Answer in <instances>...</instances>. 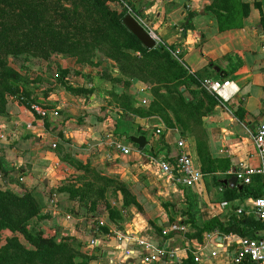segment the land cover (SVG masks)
Returning <instances> with one entry per match:
<instances>
[{
  "label": "crops",
  "instance_id": "obj_1",
  "mask_svg": "<svg viewBox=\"0 0 264 264\" xmlns=\"http://www.w3.org/2000/svg\"><path fill=\"white\" fill-rule=\"evenodd\" d=\"M127 1L155 30L159 43L168 46L174 56L179 53L190 74L198 79L230 82L225 98L203 117L206 136L202 154L197 139L180 128L164 126L159 118L141 119L120 113L113 106L117 105L114 94L127 92L138 99L144 95L151 100V91L147 87L140 94L143 86H138L136 78H131L127 89L114 81L119 69L106 72L104 66L77 68L63 78L64 84L40 86L35 99L44 107L58 109V118L42 117L12 101L8 114L0 116V146L17 166L15 173L28 184L44 180L43 186L52 189L48 202L54 207L46 210L49 218L57 219L91 264H121L127 248L134 249L131 255L135 264H144L140 257L149 250L134 242L119 241L118 237L125 233L145 239L156 253L177 250V257L164 255L154 264H182L189 254L200 256L197 264H237L233 258L241 235L206 231L200 241L195 236L198 230L194 223L219 218L228 224L243 216L259 220L252 210L254 196H240L244 184L238 180L233 186L225 180L235 176L230 170L259 164L254 135L264 116V0H220L223 16L209 9L214 0ZM244 3L251 5L248 15L244 13ZM226 8L231 10L228 15ZM198 88L191 85V89ZM44 90L49 94L45 95ZM131 135L146 137L142 150L132 142ZM180 140L203 172L195 186L168 178L160 168L159 160L176 164ZM118 141L130 147L131 152L123 153L116 146ZM89 169L87 175L85 170ZM95 169L102 176L126 184L127 204L124 191L114 189L111 182L108 188L103 187V196L86 192L87 201L100 198L95 211H87L69 199L67 192L58 191L75 178L85 180L84 175L90 177ZM258 178L261 177H254V186ZM97 189L101 187L97 185ZM104 201L117 212L115 218ZM238 209L244 212L240 214ZM65 215L71 219L63 220ZM98 223L108 231L95 228ZM171 223L184 225L186 230L164 235V228ZM261 232H257L258 236ZM207 234L212 235L211 241L217 246L208 241ZM213 251L217 252L215 257L211 255ZM239 264L255 263L245 260Z\"/></svg>",
  "mask_w": 264,
  "mask_h": 264
},
{
  "label": "trees",
  "instance_id": "obj_2",
  "mask_svg": "<svg viewBox=\"0 0 264 264\" xmlns=\"http://www.w3.org/2000/svg\"><path fill=\"white\" fill-rule=\"evenodd\" d=\"M111 1L0 0V116L8 114V96L18 91L13 81L19 79V74L8 64L9 56L25 54L27 57L47 58L55 53H65L81 58L90 51L101 49L104 56L124 61L119 70L126 74L129 72L132 78L166 86L177 81L174 85L178 95L171 97L176 100L175 103L170 97L160 94V102H153L149 111L143 112L147 116L155 114L159 118H167L170 127H177L169 119L167 111L171 110L181 131L197 139L198 150L202 154L206 136L203 117L214 110L220 102L219 98L204 88L197 75L190 74L180 59L164 45L159 49L146 48L123 23L128 13L126 6L119 0V6H111ZM220 5V0H214L209 9L216 16H223ZM243 7L245 15H248L251 5L244 3ZM225 11L227 15L231 13L228 8ZM130 51L141 54L145 61ZM191 85L200 87V90L191 89ZM183 86L184 91L181 90ZM188 90L190 94H186ZM178 98L181 104H178ZM16 171L17 166L7 159L0 146V176L5 183L9 175ZM251 184H244L241 197L262 194V178H258L257 185ZM117 189L124 191L127 204V186L120 182ZM41 208V201L32 190L20 194L0 186V235L6 232V243L0 250V264H91L87 258L77 259L80 252L68 238L49 234L40 225H28L34 217L49 219V213L41 216ZM110 212L115 218L117 212L113 209ZM194 224L198 230L195 236L200 241L206 231L257 237V232L264 230V222L245 216L228 224L222 223L219 218ZM182 264H197L195 256L189 254Z\"/></svg>",
  "mask_w": 264,
  "mask_h": 264
},
{
  "label": "rangeland",
  "instance_id": "obj_3",
  "mask_svg": "<svg viewBox=\"0 0 264 264\" xmlns=\"http://www.w3.org/2000/svg\"><path fill=\"white\" fill-rule=\"evenodd\" d=\"M121 4L125 5L128 11H129V8H131L127 0H125V3L121 2ZM110 5L116 6V7L119 6L118 0H112L110 2ZM151 30L156 34L154 29L151 28ZM160 46H161V43H159V40H158V45L156 48L159 49ZM164 46H165V49L169 50L168 46L166 45ZM103 52L104 51H102L101 49H97L94 51H90L87 56L82 55L81 58L80 56L77 57V56H73V55L65 54V53H55L56 55L47 57V58L33 57L32 55L27 57L25 54L20 55L18 57L12 56V55L9 56L8 64L10 65L12 70H14L15 72L19 74V79H14L13 81L14 84L17 86L18 91L8 96V100H9L8 105L12 101L15 100V101H18L19 103L24 104L27 108L32 110L31 104L38 103L35 97L37 96L36 92L39 91L41 85H44L45 88H47L48 84L49 85H52V84L54 85L56 83L61 84L63 78L65 76H68V73H74L77 68L82 69V68H89V67L95 68V67L104 66V69L107 72L110 69H113V70L114 68L119 69V66L121 67V65L124 64V61L118 62L114 58L104 56ZM130 52L132 53V55H136L138 56L139 59H142L143 61H145V58L141 54L132 52V51ZM176 54L178 55H175V56L179 58V53L177 52ZM128 73L129 72H127V74L122 73L119 70V72L117 73L118 76L115 77L116 80L114 81L121 83V85H124L127 89H129L130 86L127 85V83L132 82L131 78L133 76L132 74L130 73L128 74ZM106 75L108 77H111V75H109L108 73H106ZM136 79L139 81V84H140L138 85L139 87L143 86L142 88H145L146 90H147V87H149V90L151 91V94H152L151 100L145 104L142 102V99L140 98L138 99V97H134V96H131V94H128L127 92H123L117 95L114 94V96L118 98V99L114 98L115 99L114 101L117 102V105H113V104L112 105L117 107V109L119 108V111L122 114L131 113L132 115L140 117L141 119L142 118L143 119H146V118L158 119L159 118L158 115L153 114L152 116H147L144 114L143 110L149 111V108L151 107L153 102L154 103L155 101L160 102V98L158 96L160 94H163L164 97H170V98L177 96L178 95L177 91H175L177 89L175 88V85H174L177 81L171 82L168 86H166L163 83L145 81L144 79H139V78H136ZM65 82L63 81L62 84H64ZM170 90H172V92ZM195 90H200V89L198 88ZM44 91L45 93L47 92V90H44ZM48 94L49 93H46L45 95H48ZM186 94H190V91L188 90ZM171 99L173 103L176 102L175 99L174 100L173 98ZM178 104H181V101L179 98H178ZM167 112L168 114H170L169 119L171 120V122L174 125H176L178 128H180L178 122L175 121L173 112L171 110H168ZM159 119L160 121L163 122L164 126L165 125L171 126L167 122L166 120L167 118H163V119L159 118ZM1 139L2 138L0 135V140ZM57 149H54L56 153H57ZM70 161H75V160H70ZM89 171L91 170L90 169L85 170L87 175ZM93 171L95 174L91 175L90 177H88L87 175H84L85 180L75 178V181L71 182L70 184L66 186H62L58 190L60 192H67L69 199L74 200V202L76 201L78 204L86 207L88 209L87 211L89 210L95 211L100 204V200H99L100 198L98 197H97L98 199L96 200L87 201L88 199L85 198V196H87L86 195L87 193H89L90 195L97 194V195L103 196L104 194L103 187L108 188L110 186L109 182L111 180L115 181L114 183H111L114 189H116L119 183L122 182V181H119L117 178L111 179L109 177L102 176L96 169ZM43 183H44V180H39L38 183L36 181L35 184L30 185L27 183L26 179L22 178V176L19 173L10 174L8 177V182L5 183V181L0 176V186L2 187L4 186L20 194H24L26 191L32 190L33 193H35V195L37 196V198L41 201V204H42L41 216L47 213L46 212L47 209L49 208L53 209L54 207V206H51L52 204L50 203V201L48 202V199L49 200L51 199L50 194L51 192L53 193V191L52 189H49V188L48 190L45 186H43ZM97 185L101 187L100 190L97 189ZM79 192H82L83 194H80ZM103 203L104 205L106 204L107 209L111 210V204H109L107 201H104ZM56 204L58 203L56 202ZM59 205H61V202H59ZM55 214H56L55 216H57L58 214L57 210ZM64 219L70 220L71 217H69L68 215H65V217H63V220ZM28 225L30 226L40 225L49 234H55L59 238H68L73 243V241L71 240L69 236V233H67L66 230L61 228L56 218L51 217V219L50 218L49 219H38L37 217L36 218L34 217L28 221ZM103 225L104 224L98 223L97 225H95V228L107 230V228H104V227L102 228ZM5 243H6V232H2V235H0V250L1 249L3 250V247H4L3 245H5ZM77 250L80 252L77 255L78 260H83L84 258H87L85 257L86 255L85 253H83L80 249H77ZM87 259L91 260L90 258H87Z\"/></svg>",
  "mask_w": 264,
  "mask_h": 264
},
{
  "label": "built area",
  "instance_id": "obj_4",
  "mask_svg": "<svg viewBox=\"0 0 264 264\" xmlns=\"http://www.w3.org/2000/svg\"><path fill=\"white\" fill-rule=\"evenodd\" d=\"M120 1L125 3V0ZM128 12L133 14L158 42V36L151 30L146 22L135 11H133V9L129 8ZM199 80L201 82V85L208 91L216 95L220 101H222V98H225V90L230 86L229 81L208 77ZM145 92V88L139 89L140 94L143 95ZM141 98L142 102L145 104L150 101L144 95ZM31 109L42 117L58 118L60 116L58 109H50L49 107H44L39 103H32ZM254 143L257 149V154L259 156V164L257 166H244L238 170H230V173H233L240 182L247 185L253 182V178L255 176H261L263 191L260 196L254 197L252 199V210L258 217V219L264 222V116L255 132ZM53 146L55 147L56 144L54 143ZM116 146L125 154H129L131 152V148L123 145V143L120 141L116 143ZM178 146L180 147V152L178 154L176 164H173L167 160H159L160 168L168 178L175 179V181H177L178 183L185 184L186 186H195L202 180L203 172L195 165L191 155L185 150V142L183 140H180L178 142ZM238 212L241 214L244 211L242 209H238ZM185 230L186 227L184 225H181L179 223H171L168 227L164 228L163 233L164 235H169L171 233L184 232ZM206 238L212 243L213 246H217L216 242L211 241V234H207ZM118 240H127L130 242H134L136 245L144 247L145 250H149V252L143 253L140 257V262L144 264H154L160 259L161 256L164 255L170 258H175L178 256L177 250H159L156 253L152 248H150L151 245L148 241L143 238H138L133 234H121L118 237ZM93 243H95V240ZM133 250L134 249L132 248H127L125 250L124 255L126 256V259H123L121 261V264H135V259L131 255L133 254ZM211 255L215 257L217 255V252L213 251ZM233 259L237 264L242 263L245 260L251 261L255 264H264V230H262L261 234L258 237H240L237 241V248ZM200 260V256L196 255L195 261Z\"/></svg>",
  "mask_w": 264,
  "mask_h": 264
},
{
  "label": "water",
  "instance_id": "obj_5",
  "mask_svg": "<svg viewBox=\"0 0 264 264\" xmlns=\"http://www.w3.org/2000/svg\"><path fill=\"white\" fill-rule=\"evenodd\" d=\"M123 23L127 28L142 42V44L148 48L153 49L157 47V40L152 36V34L143 26V24L131 13H127L123 18ZM130 139L133 143L137 144L139 149L142 150L146 143V137L143 135H131ZM225 182L230 183L233 186L238 184V178L233 176ZM170 224H167L169 226ZM221 238V237H220Z\"/></svg>",
  "mask_w": 264,
  "mask_h": 264
}]
</instances>
